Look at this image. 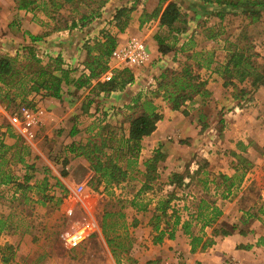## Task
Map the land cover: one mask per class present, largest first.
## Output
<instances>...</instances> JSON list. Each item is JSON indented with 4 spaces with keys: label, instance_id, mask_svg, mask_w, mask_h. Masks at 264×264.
Returning <instances> with one entry per match:
<instances>
[{
    "label": "rangeland",
    "instance_id": "374dc122",
    "mask_svg": "<svg viewBox=\"0 0 264 264\" xmlns=\"http://www.w3.org/2000/svg\"><path fill=\"white\" fill-rule=\"evenodd\" d=\"M36 1L35 8L26 10L19 8L18 0H0V56L18 57L17 75L9 78V85L0 82V264L157 262L147 260L145 254L139 258L146 244L137 245L136 229L124 223L140 217L153 172L165 173L158 164L160 157L153 156L154 166H149L150 160L139 163L140 149L130 154L126 148L130 119L148 111V106L161 114L155 129L159 126L178 159V172L172 174L177 188L163 192L166 182L172 181L164 176L155 184L161 198L154 221L173 226L184 221L186 243L194 255L229 233L227 228L233 225L225 221L255 218L264 224V83L255 79L257 74L264 78V0H232L262 1L261 5L214 0ZM101 1H105L102 6ZM169 2L186 15L185 23L160 24L159 15ZM158 7V16L153 17ZM83 15L84 23L79 21ZM73 19L77 26L65 27ZM25 23L33 26L32 32L24 28ZM31 35L41 39L33 42ZM106 35L115 37L116 46L131 39L145 45L141 65L110 55L109 69L98 78L108 81L103 78L108 71L123 79L132 74L133 80L122 89L92 90L95 82L71 88L73 104L48 116L45 91L30 89L31 81L18 82L30 70L28 48L40 65L50 64L51 69L59 56L62 67L74 69L70 76L77 77L88 73L85 61L97 53L92 48ZM158 40L169 48L166 54L159 52ZM238 55L241 64L234 66L232 59ZM124 69L128 72L123 73ZM173 93L189 98L173 109ZM22 106L37 114L30 139L19 133L16 123ZM73 127L76 133L69 142L66 138ZM72 142L87 151L95 145L91 160L75 157L68 150ZM114 162L126 174L118 182H107L95 168ZM5 175L12 177L6 184L1 183ZM78 222L91 223L92 233L70 247L62 236ZM158 235L166 236L155 234V243ZM191 235L201 237L194 251ZM203 241L212 243L201 248ZM191 257L189 262L176 254L174 264L204 263ZM218 264L234 263L223 259Z\"/></svg>",
    "mask_w": 264,
    "mask_h": 264
},
{
    "label": "trees",
    "instance_id": "16d2710c",
    "mask_svg": "<svg viewBox=\"0 0 264 264\" xmlns=\"http://www.w3.org/2000/svg\"><path fill=\"white\" fill-rule=\"evenodd\" d=\"M166 1V0H160L159 2ZM19 2V8L20 9H26V10H32L36 6V0H18ZM74 0H63L62 3L64 4H72ZM105 1L100 2V6L103 5ZM217 4H263L262 1H256V2H245V3H234V1L230 0H214ZM60 3V4H62ZM159 7L156 8L152 16L157 17L159 12ZM122 13L121 11H118L115 15V19L120 17ZM93 17V16H91ZM90 17V18H91ZM186 15L180 10L178 5L175 2H169L165 8L162 10L161 14L159 15V21L160 24L165 25L167 27H171L175 22H186ZM87 17L83 15L79 21H82L84 23L85 19ZM78 21H75L74 19L71 21L70 25H65L67 28H73L77 26ZM124 26H120V30H122ZM179 29H177V32ZM31 40L33 42L39 41L41 39L40 36H30ZM159 41V52L162 54H166L169 51L168 47H163V44L161 43V40ZM116 39L114 36L106 35L104 41H97L95 43V46L92 49H96L97 53L92 56V59L90 61H85L86 69L88 73L82 72L77 77L70 76V73L74 69H70L69 67H62L63 62H61V59L59 56H57L54 59V67L51 69V65H40L41 61L35 56L33 50L31 48H28L27 50V60H29V71L26 73L21 79H18V82L20 84H23L24 82L28 83L31 81L32 85L29 87L30 89H33L35 91H38L40 89L45 91V95H48L50 97L61 99L63 95V87L71 85L73 86L74 90H78L82 87H88L92 84V82H95L92 86V90H95L96 88L108 92V91H114L116 88L122 89L126 83L131 82L133 80V75L128 74L126 78L123 79V77H117V76H111V78L108 81H99L98 78L100 75H102L105 71H107L108 68V59L116 47ZM91 48H89L90 51ZM18 61V57H10L7 55L0 56V82L5 83L6 85H9V78L16 74L17 71L15 70V65ZM234 66H237L241 64V55L235 56V58L232 59ZM26 67H28L26 65ZM244 68V65H243ZM59 74H57V73ZM128 69H124L123 73H127ZM242 73L245 72V70H241ZM17 75V74H16ZM28 75H31L30 79L27 80L25 77ZM255 79H261L262 83H264V78L262 75L257 74L255 76ZM97 94V93H96ZM202 95L206 94V91L203 90L201 93ZM189 98L186 95H176L173 93V109H178L180 107V104L184 99ZM92 99L88 101L90 103ZM146 104H149L147 102ZM148 111H143L141 114L133 117L130 119L129 122V129H128V138L125 140L127 144V149L130 154L137 153L140 149V141L144 136L149 135L156 126V122L161 119V114L155 112V107H147ZM76 133V129L71 128L69 131V135L72 136ZM5 145V143L3 142ZM76 143L72 142L70 145H68V150L73 153V155L76 156H85L88 159L90 158V153L96 151V146L93 145L92 150H86L84 145L78 144L75 146ZM79 150V151H78ZM98 164V160H97ZM96 171H101L102 177L105 178L107 182H118L120 181L126 174V171L122 169L120 166L117 165L116 162L113 164L110 163V165H103V166H97L95 168ZM176 176V175H175ZM12 177L9 175H5L1 183H9ZM162 212H164V209L162 207ZM177 222V221H176ZM174 222V224H176ZM206 225V223L204 224ZM201 237L197 235H191V251H194L198 243L200 242ZM211 241H203L201 244V248H205L207 245L211 244Z\"/></svg>",
    "mask_w": 264,
    "mask_h": 264
},
{
    "label": "crops",
    "instance_id": "0c3cea01",
    "mask_svg": "<svg viewBox=\"0 0 264 264\" xmlns=\"http://www.w3.org/2000/svg\"><path fill=\"white\" fill-rule=\"evenodd\" d=\"M23 26L28 31H31L33 28V26L28 23H25ZM71 88L73 89V86L63 88L61 99H56L50 96L43 97V104L48 116L53 115L61 106H66V108H68L73 104L72 102H69V100L73 99L72 95L74 94ZM170 116L171 113H168L167 122L170 119ZM171 126L173 128V124ZM71 137L72 136L69 135L66 139L70 142L69 138ZM8 139L10 138H5V143H7ZM140 144L139 163H141L142 159L143 162L150 160L149 166H154L153 164L155 160L153 161V156L155 158L157 156L158 158L160 157L158 164H162V168L165 170L164 174L160 172L158 173V171L156 174L153 172V175L150 176L151 180L148 179V184L153 188H147L148 192H146V194H148V197H146L140 205V217L136 215V219H133V221L124 222L125 224L131 223L134 226L133 229H136V236H138L136 239L137 245L141 242L146 244L145 251L140 252L139 254L140 259L143 258L142 254H145L146 258H148L147 260H157L155 264H174L175 255L180 254L182 257H185V261L189 260V262L192 261L191 255H193L194 258L201 259V263L204 260V263L202 264H218L223 259L232 260L234 264H258V262L262 260L261 264H264V255H262L264 254V224H262L261 221L255 220V218L243 222L225 221L227 225H233L227 228L229 233L215 238L216 242L212 247L204 252H196L195 255L189 252L190 246L186 243V234L182 228L184 221H179L175 226L171 223L166 225V221L164 220L154 221V214L156 209H158V204L160 203L161 198V196L158 195L160 192L156 190L155 184L158 180H162V176L166 179H173V172H178L176 170L178 159L173 154L172 143L164 140L161 136L159 126L151 134L144 136L141 139ZM56 160H59V158H56ZM47 162L52 165V161L49 160ZM151 168L154 169L153 167ZM178 175L176 176L180 177ZM150 181H152L153 184H151ZM166 183L167 184L163 187V192L167 187H171L172 190L174 189L175 182L173 180L171 182L167 181ZM140 186H142V183ZM138 192L140 193L141 189ZM255 196L258 198L259 193H255ZM254 216V214H249V217ZM167 230H171L170 236ZM159 233H163L166 236H163L161 239L160 235H158L156 241L161 242L160 244L159 242H156V244L154 242V235ZM180 260L184 261L183 258H180Z\"/></svg>",
    "mask_w": 264,
    "mask_h": 264
},
{
    "label": "built area",
    "instance_id": "2783aa9c",
    "mask_svg": "<svg viewBox=\"0 0 264 264\" xmlns=\"http://www.w3.org/2000/svg\"><path fill=\"white\" fill-rule=\"evenodd\" d=\"M112 58L120 59L126 64L141 65L146 59V51L144 43L131 39L124 45L116 46L111 53ZM106 80L111 78L110 72H106L103 76ZM20 119L17 120L18 131L21 135L30 139L34 136L32 127L35 125L36 113L29 107L22 106L19 109ZM82 186L79 187V192ZM93 225L89 222H78L74 224L71 230L62 236L65 244L73 247L83 241L92 233Z\"/></svg>",
    "mask_w": 264,
    "mask_h": 264
}]
</instances>
